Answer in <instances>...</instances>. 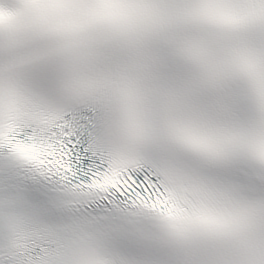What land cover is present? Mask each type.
Listing matches in <instances>:
<instances>
[{
  "label": "snow or ice",
  "instance_id": "obj_1",
  "mask_svg": "<svg viewBox=\"0 0 264 264\" xmlns=\"http://www.w3.org/2000/svg\"><path fill=\"white\" fill-rule=\"evenodd\" d=\"M0 264H264V0H0Z\"/></svg>",
  "mask_w": 264,
  "mask_h": 264
}]
</instances>
